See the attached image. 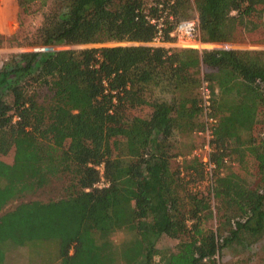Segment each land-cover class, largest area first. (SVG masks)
I'll use <instances>...</instances> for the list:
<instances>
[{
    "label": "trees",
    "instance_id": "16d2710c",
    "mask_svg": "<svg viewBox=\"0 0 264 264\" xmlns=\"http://www.w3.org/2000/svg\"><path fill=\"white\" fill-rule=\"evenodd\" d=\"M17 1L48 9L0 46L100 45L28 49L0 67V264H222L241 229L264 232V49L148 44L149 18L166 11L165 41L198 18L205 42L264 43V0ZM205 82L216 168L198 190L204 163L185 157L183 175L178 157L206 127ZM100 165L108 186H95ZM64 176L63 196L30 198ZM163 237L178 242L159 248Z\"/></svg>",
    "mask_w": 264,
    "mask_h": 264
},
{
    "label": "rangeland",
    "instance_id": "374dc122",
    "mask_svg": "<svg viewBox=\"0 0 264 264\" xmlns=\"http://www.w3.org/2000/svg\"><path fill=\"white\" fill-rule=\"evenodd\" d=\"M36 8V7H35ZM48 9V6L43 8H38V10L32 12V14H24L21 11V8L19 7L17 0H0V34L4 36H11L14 33L18 32L20 30V26L22 30H34L35 27H37L43 20V14ZM169 16H172L174 19V16L170 14ZM195 16V14L193 15ZM173 20L170 17L168 20ZM172 36V35H171ZM173 39L170 41H163L162 46L166 47H194L198 48L200 50L204 49H212L214 47L219 46H225L229 48H241V49H264V43L257 42L254 39L253 35H250L248 37V41L246 42H235V43H226L223 45H217L214 43V45H206L204 44L205 41L202 40L200 34H197L194 38L190 39L188 37L185 38H179L172 36ZM253 37V39H252ZM208 43V42H205ZM109 45L112 44H130V42H109ZM100 44H87V45H55V46H48V47H32L27 48L23 46H18L15 43H8L7 41L0 46V67L2 66L3 62L10 57L11 54L25 51L28 49L33 50H53V49H59V48H82V47H91V46H97ZM198 135L197 132H194L193 140L195 139L196 144H201L202 137L201 136H195ZM181 138V139H179ZM179 141H184L187 144V138L186 137H178ZM180 148H183L187 151L189 149V145H180ZM4 160L7 162L13 161V154L10 153L6 156H2ZM234 164V162H233ZM215 173V172H214ZM190 178V176H188ZM213 181V178H212ZM69 183L68 176L55 178L49 185V187L46 188V190L37 193L33 197L30 198H41L44 200L49 199H57L61 196H63L66 193V187ZM192 185L195 186L198 190L199 189H208L210 187V177L207 175L204 179H200L199 181H196L195 183L192 182ZM29 199V198H26ZM214 202V201H213ZM16 203H12L9 205L8 208H12L15 206ZM216 218H212L209 221V226L216 227ZM129 234H127L124 230H118L116 231L112 239L116 243H120L123 240L128 237ZM178 242L177 239H172L170 237H163L159 242L157 243V246L159 248L164 247H172ZM19 248H16L15 250H12V254L14 251L17 252ZM26 251L24 249H19ZM21 260V259H20ZM25 261V260H22ZM220 261L222 264H264V232L263 233H253L250 231H247L245 229H241L239 232V235L237 238L229 244V246L225 247L223 249V254L220 257ZM27 264V261H25ZM59 260H52L50 264H58ZM13 264V263H12Z\"/></svg>",
    "mask_w": 264,
    "mask_h": 264
},
{
    "label": "built area",
    "instance_id": "2783aa9c",
    "mask_svg": "<svg viewBox=\"0 0 264 264\" xmlns=\"http://www.w3.org/2000/svg\"><path fill=\"white\" fill-rule=\"evenodd\" d=\"M172 18V16L168 15L166 11L164 15L160 16L159 18L151 17L149 18L150 21L156 24L157 27V34L154 39L148 43L149 45L153 46H162V42L164 41L165 36V28L167 26L166 19ZM199 33V20L198 18L187 19L179 22L174 30H172L171 35L179 38L188 37L190 39L194 38ZM206 45H214V43L208 42L205 43ZM202 97H203V108H204V115L206 120V127L204 130L197 131L198 136L202 137V143L196 145V147L191 151L190 155L187 156H179L178 161L181 163V171L182 174H186V171L183 168V161L184 158H192L197 157L200 161L204 163V169L206 176L210 177V184L212 183L213 174L215 172L216 164L211 159V152H212V145L211 140L213 138V128L216 124V118L211 115V90L207 82L204 83L202 90ZM101 172L100 180L95 184L97 187H104L108 186V181L104 177V168L103 165L98 166Z\"/></svg>",
    "mask_w": 264,
    "mask_h": 264
}]
</instances>
